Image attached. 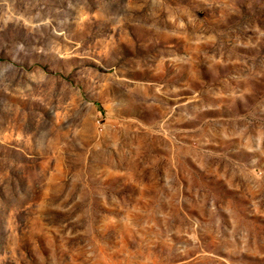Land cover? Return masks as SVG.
Here are the masks:
<instances>
[{"label":"rangeland","instance_id":"1","mask_svg":"<svg viewBox=\"0 0 264 264\" xmlns=\"http://www.w3.org/2000/svg\"><path fill=\"white\" fill-rule=\"evenodd\" d=\"M0 264H264V0H0Z\"/></svg>","mask_w":264,"mask_h":264}]
</instances>
